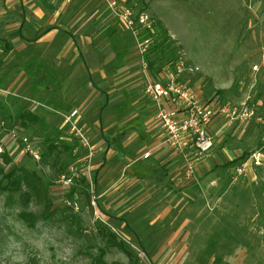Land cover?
Here are the masks:
<instances>
[{
    "label": "rangeland",
    "instance_id": "rangeland-1",
    "mask_svg": "<svg viewBox=\"0 0 264 264\" xmlns=\"http://www.w3.org/2000/svg\"><path fill=\"white\" fill-rule=\"evenodd\" d=\"M146 2L148 7L141 13L156 20L161 14L174 28L177 39L170 37L174 46H180L175 59L166 53L155 59L158 53L150 52L148 61L153 62L149 65L150 76H160L159 71L177 58L194 67L196 63L199 71L191 76L190 84L202 101L216 105L246 103L252 112V116L243 121L229 123L217 119L231 134L228 140H223L227 155L221 154L222 158L230 160L228 156L244 154L228 165L231 178L223 179L222 201H217L218 198L214 204L204 207L201 202L196 206L195 200L193 214L186 212L187 206H181L180 219L188 218L186 229H196L197 234L191 239L194 250L185 254V261L196 259L191 264H208L213 257L211 264H264V0ZM130 36L137 53L135 39ZM6 54L0 41V65L5 64L7 68L0 69V76L1 72L12 69L9 61L12 53L8 54V59ZM13 63L16 66L9 77L10 86L23 80L26 85L33 84L31 59L18 56ZM135 80L139 86L143 84L140 71ZM0 87L5 88L1 81ZM32 103L0 94V264H179L174 259L168 260V253H151L156 260L151 262L149 254L123 228L106 219L108 225L96 220L85 183L72 188L57 184V176L77 158L79 152L74 153V149L80 148L73 137L65 134L67 129L63 124L59 125L60 134L55 136L62 113L53 116L36 110L34 114L42 118L43 123L23 126L14 116L37 108ZM12 130L15 135L11 134ZM22 136L39 155L52 142L58 148L49 157L41 159L40 156L35 162L23 153ZM252 154H260L259 165L251 160ZM5 156L9 157L7 162L2 160ZM208 156L198 157L196 166ZM243 163L244 174L235 176L234 168ZM19 166L35 174L31 177L30 190L23 184L19 188L10 185L5 177L10 171L15 177ZM136 167H144V161H136L131 168ZM183 180L196 183L197 174L193 180L184 177ZM183 197L189 199L186 194ZM64 198L74 200L77 210L65 205ZM105 229L117 233L116 241L107 240V235L103 234ZM120 236L125 238L123 242L130 257L118 247Z\"/></svg>",
    "mask_w": 264,
    "mask_h": 264
},
{
    "label": "crops",
    "instance_id": "crops-1",
    "mask_svg": "<svg viewBox=\"0 0 264 264\" xmlns=\"http://www.w3.org/2000/svg\"><path fill=\"white\" fill-rule=\"evenodd\" d=\"M109 1L123 5V0ZM157 19L177 39L169 21L161 14ZM0 41L7 59L12 53L11 71L18 56L31 59L33 67L29 85L23 80L11 87V71L1 72L5 89L32 101L37 107L32 113L78 111L76 121L96 149L95 189L104 218L123 228L151 262L156 261L151 253H168V260L179 264L196 262L184 258L194 250L191 239L197 234L186 229L188 218L180 219L181 206L193 214L195 200L204 207L223 200V179L231 178L228 165L244 154L222 158L229 131L217 119L210 123L213 150L197 162L198 181L185 182L182 155L163 143L154 106L143 84H136L138 60L129 30L112 14L107 0H0ZM59 125L61 119L56 129ZM138 160L144 167L132 169ZM185 194L198 197L185 199Z\"/></svg>",
    "mask_w": 264,
    "mask_h": 264
},
{
    "label": "built area",
    "instance_id": "built-area-1",
    "mask_svg": "<svg viewBox=\"0 0 264 264\" xmlns=\"http://www.w3.org/2000/svg\"><path fill=\"white\" fill-rule=\"evenodd\" d=\"M107 3L112 14L126 25L135 39L138 67L144 79L143 91L151 100L155 118L161 124L162 141L166 146L183 156V177L193 180L196 177V159L200 156H208L214 145V135L209 132L210 123L215 119L229 123L243 121L250 118L252 112L246 103L216 105L202 101L190 84L191 76L197 72V68L180 58L167 63L161 69L160 76L153 75L151 77L148 55L153 40L152 37L142 33L150 28L151 19L143 13L137 15L130 7L121 6L117 2L107 0ZM0 94L20 98L16 92L1 87ZM24 99L28 101L26 98ZM77 114L78 111L73 110L61 115L62 124L67 129L66 132L78 142L80 149H74V153L79 152L76 160L57 176L56 182L59 186L68 188H72L80 182L85 183L94 218L108 225L106 218L99 211L97 203L98 195L95 189L93 166L96 149L85 128L77 123ZM11 134L15 135V130H12ZM20 141L23 153L28 154L35 161H39L40 155L32 150L28 139L22 136ZM0 153H2L1 147ZM148 155L149 152H146L143 157L146 158ZM251 160L255 165H259L260 154H252ZM244 172L245 163L237 165L233 173L235 176H241ZM63 202L73 210H77V203L71 198H64ZM121 238L125 240V238ZM131 246L138 249L134 244Z\"/></svg>",
    "mask_w": 264,
    "mask_h": 264
},
{
    "label": "trees",
    "instance_id": "trees-1",
    "mask_svg": "<svg viewBox=\"0 0 264 264\" xmlns=\"http://www.w3.org/2000/svg\"><path fill=\"white\" fill-rule=\"evenodd\" d=\"M123 5L126 7H130L133 10L136 9L135 12L138 15L141 12L145 11V8L148 7V2H146V0H123ZM150 19H151L150 28L146 29L142 32L143 35H147V36L152 37L153 44H152L149 52H153V54L158 53V56L154 57L155 59L160 58L165 53L167 55H170V56L173 55L171 58L175 59L177 57L175 54H176V52L180 46H174V41L167 34L166 29H164V27L160 21H158L154 18H150ZM148 62H149L150 66L153 63L151 61H148ZM216 93L219 94V93H221V91H216ZM14 117H17V119L21 120L20 123L23 126H27V124H30L33 122H35V123L36 122H39V123L42 122L43 123L42 118H40L39 116H37L36 114H34L30 111L29 112H27V111L26 112H24V111L18 112ZM11 118L13 119V117H11ZM59 134H60V130L57 129L55 136L57 137ZM56 148H58L56 143L52 142L51 144L47 145L44 153L40 155L41 159H42V157L43 158L49 157L50 154L56 150ZM63 148L66 150H71V148L69 146H64ZM59 151H57L56 153L59 154L60 153ZM8 159H9V157L6 158V156L2 158V160L6 161V162L8 161ZM16 170H18V172L16 173L15 177H14L12 171H10L8 174H6L5 177L8 178L9 184L17 186L18 188L22 187V184H23L27 188L29 187L28 190H30L32 187L30 185L31 184V177L35 175L33 173V170H28L24 166H19L18 168H16ZM0 171H2V168H0ZM103 234L107 235V240L111 241V242H113L117 238L116 237L117 234L116 235L112 234L107 229L104 230ZM123 241L124 240H122V239L119 240L118 247L120 249H122L130 257L131 253L126 249L125 242H123Z\"/></svg>",
    "mask_w": 264,
    "mask_h": 264
}]
</instances>
